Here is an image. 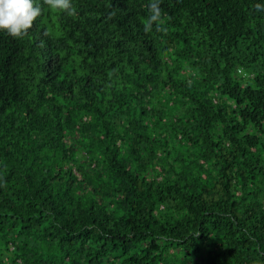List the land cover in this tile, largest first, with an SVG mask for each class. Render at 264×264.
Returning a JSON list of instances; mask_svg holds the SVG:
<instances>
[{
  "label": "trees",
  "instance_id": "obj_1",
  "mask_svg": "<svg viewBox=\"0 0 264 264\" xmlns=\"http://www.w3.org/2000/svg\"><path fill=\"white\" fill-rule=\"evenodd\" d=\"M39 3L0 31V264H264V0Z\"/></svg>",
  "mask_w": 264,
  "mask_h": 264
},
{
  "label": "clouds",
  "instance_id": "obj_2",
  "mask_svg": "<svg viewBox=\"0 0 264 264\" xmlns=\"http://www.w3.org/2000/svg\"><path fill=\"white\" fill-rule=\"evenodd\" d=\"M52 9L75 14L73 0H47ZM150 11L147 22L160 15L159 0H149ZM258 8L264 5H257ZM41 14L39 0H0V31H6L13 37L25 35L34 20Z\"/></svg>",
  "mask_w": 264,
  "mask_h": 264
},
{
  "label": "built area",
  "instance_id": "obj_3",
  "mask_svg": "<svg viewBox=\"0 0 264 264\" xmlns=\"http://www.w3.org/2000/svg\"><path fill=\"white\" fill-rule=\"evenodd\" d=\"M241 71V69H239Z\"/></svg>",
  "mask_w": 264,
  "mask_h": 264
}]
</instances>
